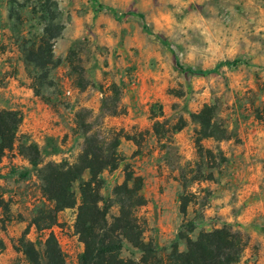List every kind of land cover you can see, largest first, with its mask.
Masks as SVG:
<instances>
[{
  "label": "rangeland",
  "instance_id": "obj_1",
  "mask_svg": "<svg viewBox=\"0 0 264 264\" xmlns=\"http://www.w3.org/2000/svg\"><path fill=\"white\" fill-rule=\"evenodd\" d=\"M174 53L210 73L182 72ZM0 112L20 119L0 163V264H28L23 239L43 255L50 233L79 264L80 182L59 210L42 172L76 163L89 138L123 159L101 195L130 174L141 188L147 243L171 251L188 221L192 240L228 225L246 244L237 264H264V0H0Z\"/></svg>",
  "mask_w": 264,
  "mask_h": 264
},
{
  "label": "trees",
  "instance_id": "obj_2",
  "mask_svg": "<svg viewBox=\"0 0 264 264\" xmlns=\"http://www.w3.org/2000/svg\"><path fill=\"white\" fill-rule=\"evenodd\" d=\"M164 44L170 47L168 42ZM174 55L176 67L182 72L202 75L210 73L185 67L179 56L176 53ZM237 64L236 61L224 62L218 66ZM19 123V116L15 113L0 112V163L6 152L16 145ZM98 144L97 138H89L76 163H48L42 172L44 194L59 210L75 206L72 184L76 180L80 182L81 205L75 231L85 250L79 258V264H237L240 261L246 245L245 240L228 225L211 232L202 231L196 240H192L184 231L192 233L199 224L196 220L188 221L180 228L171 251L152 241L147 243L144 235L148 230V222L139 214L140 209L146 206L147 199L141 194V188L137 184L130 187L131 174L123 184L113 188L109 197L106 198L100 193L105 184L101 175L105 171L117 170L123 159L115 147L106 150L104 147H97ZM25 149L29 150L31 164L38 167L41 164V155L37 145H29ZM85 171L91 177L88 181L82 178ZM187 205L188 200L183 197L181 213L184 216ZM113 209H116V213L112 212ZM185 239L187 250L181 252L179 243ZM20 243L19 251L25 255L28 264H67L53 233L47 237L43 255L33 243L25 239ZM127 245L140 254L139 259L122 256ZM4 249L5 242L0 239V253Z\"/></svg>",
  "mask_w": 264,
  "mask_h": 264
}]
</instances>
